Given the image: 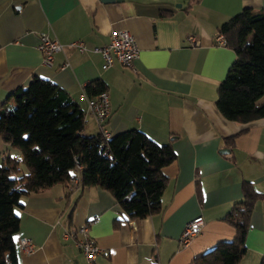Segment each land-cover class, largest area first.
I'll use <instances>...</instances> for the list:
<instances>
[{
    "label": "crops",
    "instance_id": "crops-1",
    "mask_svg": "<svg viewBox=\"0 0 264 264\" xmlns=\"http://www.w3.org/2000/svg\"><path fill=\"white\" fill-rule=\"evenodd\" d=\"M263 7L264 0H0V107L17 87L38 77L65 90L84 110L83 135H97L100 127L80 95L88 82L101 80L110 107L103 124L108 137L137 129L175 153L162 168L168 181L162 209L143 219L127 220L108 191L80 183L22 197L14 235L18 264H88L63 232L95 215L89 234L101 252L92 264H191L217 243L234 239L225 218L242 200L243 182L264 194V118L240 123L219 112L217 87L235 54L214 38L241 10ZM120 30L136 41L133 68L115 62L103 70L99 53L66 47L78 40L89 49L103 46ZM39 33L64 45L49 66L36 47ZM233 136V144L226 143ZM9 153L17 158L14 150ZM4 155L0 137V162ZM72 177L79 180L80 174ZM196 217L204 225L181 244L185 226ZM22 238L34 244L31 253L23 251ZM245 247L238 264H259L264 198L254 204Z\"/></svg>",
    "mask_w": 264,
    "mask_h": 264
},
{
    "label": "trees",
    "instance_id": "trees-1",
    "mask_svg": "<svg viewBox=\"0 0 264 264\" xmlns=\"http://www.w3.org/2000/svg\"><path fill=\"white\" fill-rule=\"evenodd\" d=\"M218 32L235 54L217 87L219 112L240 123L264 118V103H259L264 94V7L241 10ZM105 91L101 80L83 87L88 98ZM9 99L0 107V137L5 144L0 162V264H18L14 235L21 198L55 184L69 185L74 171L80 174V187L108 191L129 221L161 211L168 182L162 168L175 160L170 145L158 144L137 129L108 138L101 132L83 135L84 110L65 90L38 77L17 87ZM233 142L234 136L226 139ZM242 195L225 218L235 229L234 239L217 243L191 264L239 263L254 204L264 198L250 182H243ZM259 264H264V257Z\"/></svg>",
    "mask_w": 264,
    "mask_h": 264
},
{
    "label": "built area",
    "instance_id": "built-area-1",
    "mask_svg": "<svg viewBox=\"0 0 264 264\" xmlns=\"http://www.w3.org/2000/svg\"><path fill=\"white\" fill-rule=\"evenodd\" d=\"M214 40L217 45H226L224 36L219 32L215 35ZM188 41L191 45H198V41L195 37L189 36ZM36 47L41 53L42 64L46 66L51 65L55 53L64 49L62 43L47 33H39L38 44ZM66 47L68 49L77 50L81 53L86 51L99 53L103 59L101 65L103 70L110 68L115 62L125 67L133 68L139 51L134 37L125 30L112 31L108 43L103 46L92 47L89 49L83 41L78 40L69 43ZM80 97L86 100L87 112L94 117L100 127V132L105 138H107L108 133L103 127V124L110 114L107 93L101 92L96 97L88 98L85 93L82 92ZM71 183L77 185L79 183L78 178H73ZM97 220L98 216H92L86 219L82 224L69 227L63 232V237L65 239H72L74 245L81 251L88 264H92L101 252V248L93 241L89 234L91 225ZM203 225L204 222L202 217H196L194 220L187 223L180 237L181 244H188L189 241L200 232ZM20 245L26 253H31L34 250V244L28 238L20 239Z\"/></svg>",
    "mask_w": 264,
    "mask_h": 264
},
{
    "label": "water",
    "instance_id": "water-1",
    "mask_svg": "<svg viewBox=\"0 0 264 264\" xmlns=\"http://www.w3.org/2000/svg\"><path fill=\"white\" fill-rule=\"evenodd\" d=\"M228 151L226 149H222L221 153H227Z\"/></svg>",
    "mask_w": 264,
    "mask_h": 264
},
{
    "label": "rangeland",
    "instance_id": "rangeland-1",
    "mask_svg": "<svg viewBox=\"0 0 264 264\" xmlns=\"http://www.w3.org/2000/svg\"><path fill=\"white\" fill-rule=\"evenodd\" d=\"M108 138V137H107ZM79 168V167H78ZM74 185V184H73Z\"/></svg>",
    "mask_w": 264,
    "mask_h": 264
}]
</instances>
